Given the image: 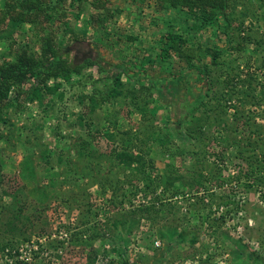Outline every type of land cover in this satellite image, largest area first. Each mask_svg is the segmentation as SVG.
<instances>
[{"label":"rangeland","instance_id":"1","mask_svg":"<svg viewBox=\"0 0 264 264\" xmlns=\"http://www.w3.org/2000/svg\"><path fill=\"white\" fill-rule=\"evenodd\" d=\"M108 2L119 9L108 26V36H103L93 27L89 17L90 11H86L75 26V31L84 39V43H80L81 47L70 43L74 55L77 52H84L87 43L91 42L94 54H102L101 56L113 63H120L122 60L135 62L145 54L155 58L160 51L162 33L169 29L193 35L194 41L190 42L196 46L197 44L211 47L228 45L223 35V28L216 25L198 30L199 25H195L194 20L185 18L174 8L156 11L154 0H108ZM2 3L3 0H0V7ZM247 5L248 7L239 6L233 14V20H235L233 33H239L241 36L249 35L251 43L247 45L244 54L237 58L238 70H231V74L239 76L238 87L234 88L235 95L231 103L238 108L239 112L250 116L251 124L246 127L253 128L261 125L264 128V100L259 96L264 87V67L261 66L264 61V6L261 5V0H252ZM242 30H244L243 33H241ZM130 36L137 39L131 41ZM252 39L260 42L256 44ZM26 40L27 37L23 33L18 34L19 42ZM5 50L6 43L1 40L0 60L5 58L3 57ZM227 56L232 58L234 54L227 51ZM206 60L210 58L206 57ZM146 68L148 72L146 76L153 77L158 85L164 83L165 76L170 77L168 73L170 71L184 73L185 77L194 78L187 63L176 56L165 65L157 60L155 63H148ZM227 68L231 69V65ZM93 71L95 72V69ZM77 78L74 76L73 81ZM224 82H227L225 77L218 79L220 85ZM249 82L257 88L258 103H252L251 97L240 95L242 90H246ZM51 83L52 81L49 82ZM230 84L231 82H227L225 90H231V87H228ZM187 85L184 80L172 82L169 89H164L161 85L160 88L164 91L156 95L159 108L153 122L163 129L170 126L176 127L178 134L175 135L174 142L177 145L171 147L166 155H163L157 143L141 144L138 141V145L151 150L150 155L155 159L156 168L160 174L165 170L168 161H172L182 172L187 173L190 165L196 167L197 177L199 172L205 174L208 182L201 189L202 192H206V195L214 190V203L211 205V210L208 207H202L203 201L200 195L189 196L192 194L191 191L176 183L175 186L177 185L180 189L179 194L171 201L165 200V207L161 205V202L156 201L161 211L152 221L142 215V212L137 209L138 206L153 200L152 196L168 195L169 190L159 184L155 192L147 194L149 197L147 199L141 189L144 183L135 180L133 186H125L129 195L123 204H120L122 198L116 196L110 186L101 187L84 168L83 165L91 158L88 155V149L82 157H79L77 152L78 140L81 134H85L83 128L75 125L77 112L81 110L78 95L83 91L90 92L92 88L91 86L83 88L78 85H66L62 91L63 99L54 95L56 103L49 113L44 114L43 107H40L38 102H33L28 103L27 112L11 116L10 121L13 126L9 128L11 132L7 135L9 141L0 140V146L3 148V186L11 192L24 184L29 191L28 198H24L27 202L35 198L32 190L36 184V182L24 181L20 177L21 161L28 149L33 150L36 162L39 164L42 149L47 148L55 159L58 153L55 148H57L64 152L73 166L71 173L67 170L65 163L55 166L54 170L60 174V181L56 187L57 197L52 195L46 203L47 209L42 219H46L47 223L37 226L36 229H29L30 238L20 240L14 248H11L15 256L14 260L20 259L24 264H87L88 247L71 244L67 228L68 225L77 222L79 209L91 206L98 212L97 219L104 224L105 230L103 238L97 240L95 245L108 250V255L102 253L98 255L97 264H108L110 258L118 260L119 255L113 251L114 247L118 248L132 264H201V260L207 256L213 258L210 264H237L243 253L251 260L257 257L258 264H264V186L256 184L248 186L254 182V176L259 175V171L251 172L255 164L253 166L239 156V151L242 149L245 156L248 153L251 155L250 162L256 163L258 158L264 160V140L256 145V150L246 147L249 129L233 116L235 107H229L227 115L217 114L212 110H193L194 95L204 93L207 86L204 80L194 89H187ZM216 103L220 102L217 101L211 105ZM117 108H120L119 104H105L103 107L105 116L112 114ZM208 112L209 115L206 114ZM193 116L204 117L207 121L213 117L216 121L223 120L219 126L216 125L217 122L212 125L213 136L219 134V140L211 138V141H208L209 144L205 145L189 137L185 127L192 130V126L197 124ZM39 122L42 123V127H38ZM119 124L121 131L133 130L135 134H139L137 130L142 125L141 116L137 113L127 115L123 109L119 115ZM224 124L229 125L228 130H224ZM235 127L240 128L238 132L232 130ZM100 129L104 133L112 130V127L103 120ZM7 130L5 129V132ZM236 136L237 143L233 141ZM26 139L27 141H24ZM216 141L221 142L222 145L217 144ZM96 143L95 149H92L90 153L93 152L98 156L100 151L109 152L111 144L105 138L99 137ZM195 143L201 147L198 148ZM223 147L227 152L225 162L219 163L221 161L215 154L221 152ZM191 148L208 149L212 154L207 153L205 161L198 163L190 155L192 153L187 150ZM97 160L98 158L94 159L91 164L93 169ZM101 161L105 169L111 168L109 162ZM217 162L219 165H216ZM249 170L250 177L247 178L245 174ZM38 172L40 175L43 172L41 163L40 167L38 166ZM95 172L94 170V174ZM68 174L72 180L64 181ZM261 174H264V167ZM109 175L112 176L113 171H109ZM122 175L121 173L119 176L123 178ZM220 177L225 179L223 187L217 185V179ZM137 186L138 193L134 197L130 191L135 190ZM173 188L169 187L170 190ZM224 194L231 196V200L238 206L232 203L225 206ZM206 198L205 202H208L209 198ZM10 201L11 197L5 196L0 202V230L6 227L4 223L12 217L10 209L5 207ZM219 204H221L220 207H218ZM220 215H224L225 219L222 227H216L208 221L214 219L219 221ZM157 239L160 240L158 245L155 244ZM57 240L62 243H56ZM53 243L58 245L57 248H53ZM7 252L9 251L0 252V264L12 263L13 260L8 257Z\"/></svg>","mask_w":264,"mask_h":264},{"label":"trees","instance_id":"2","mask_svg":"<svg viewBox=\"0 0 264 264\" xmlns=\"http://www.w3.org/2000/svg\"><path fill=\"white\" fill-rule=\"evenodd\" d=\"M251 1L154 0L156 11L174 8L185 18L194 20V24L199 25L198 30L216 25L223 28V35L227 39L228 45L226 47L218 45L211 47L197 44L196 46L190 42L194 39L193 35L169 29L162 33L160 51L155 58L145 54L135 62L122 60L120 63H113L101 56L102 54H94L91 42L87 43L85 51L80 52L81 54L77 52L74 55L70 48L71 44L81 47L80 43H84V39L75 31V26L86 11H90L89 17L93 27L103 36H108V26L119 11L111 6L108 0H3L0 7V41H5L6 50L3 52L5 58L0 60V140L9 141L7 135L11 132L9 128L13 126L10 117L27 112L28 103L38 102L39 106L43 107L44 114H47L54 108L55 94L58 95L57 98L63 99L64 86L78 85L83 88L91 86L90 92L83 91L78 95V104L81 110L77 112L75 125L85 130V134H81L78 140L77 152L79 157H82L85 150L88 149V155L91 158L83 166L93 180L103 188L106 185L110 186L113 193L122 198L120 204H123L129 195L125 186H133L134 180L144 183L141 189L146 198L147 194L156 191L159 184L167 187L168 195L152 196L153 200L143 202L137 208L143 216L152 221L161 211V208L157 207L156 201L161 202V205L165 207V200L171 201L179 194L180 189L177 185V187L175 186L176 183L180 187L190 190L192 194L189 196L200 195L203 201L202 207H208L211 210V205L214 203V190L206 195V192H202L201 189L208 182V177L205 174L199 172V177H197L196 167L190 165L187 173L182 172L172 161H166L165 170L160 174L156 168L155 159L150 155L151 150L139 146L138 141L141 144H159L163 155L168 154V150L177 145L174 142V137L178 134L176 127L159 128L153 121L159 108L156 95L164 89H169L172 82L178 80H184L188 84L186 88L189 90L194 89L202 80L205 81L207 90L194 95L193 110H212L217 114L227 115L229 107H235L233 115L235 119L240 120L245 124V127L250 126V116L239 112L238 108L231 103L239 81V76L237 78L233 73L231 74V70H238L237 58L244 54V50L250 42L249 35L241 36L239 33H233L235 30L233 29L235 23L233 14L239 6L248 7L247 4ZM261 5L264 6V0H261ZM26 26L28 27L26 28ZM21 33L27 37L25 42L18 41V34ZM129 39L133 41L137 38L130 36ZM252 41H255L256 44L260 42L254 39ZM227 51H230L234 56L228 57ZM175 56L187 63L194 78H187L184 73L178 74L170 71L168 72L170 77H164V83L161 84L164 89H161V85H158L153 77L146 76L148 73L146 65L155 63L157 60L165 65ZM206 57H209L210 60H206ZM230 65L231 69H228L227 67ZM261 66L264 67V61ZM74 76L78 78L73 81ZM221 77H225L227 82H231L228 85L231 90H225L227 82L221 85L218 83V79ZM50 81H52L51 84H49ZM240 95L251 97L252 103H258L257 88L252 86L251 82L248 83L246 90L241 91ZM259 96L264 100V87ZM217 101L220 103L211 105ZM105 104H119L120 108L105 116L103 111ZM123 109L127 115L140 114L142 125L138 127L139 134H135L133 130L121 131L119 115ZM206 114L209 115V112ZM103 120L111 125L112 130L101 132L100 126L103 124ZM193 120L197 122L192 126L193 129L191 130L187 126L185 129L188 136L195 142L208 145L211 138L219 140V134L213 136L212 125L217 122L216 125L219 126L223 120L216 121V118L213 117L207 121L201 116H193ZM26 127L28 128V124ZM38 127H42V123L39 122ZM228 127V124H224V130H228ZM246 128L249 129L246 147L256 150V145L264 140V128L261 125ZM5 129L8 130L5 132ZM239 129L232 128L234 132H238ZM99 137L105 138L111 144V148L108 153L100 151L97 156L90 151L95 149L96 140ZM233 141L237 143V136ZM197 143L195 144L200 148L201 146ZM216 143L222 145L219 141ZM55 150L58 153L53 159L47 148L42 149L39 164L36 162L33 150L28 149L23 155L20 177L24 181L36 182L32 190L35 198L27 202L24 198H28L29 191L26 190L24 184L11 192L3 186V148L0 146V202L5 196L11 197L10 203L5 207L10 209L12 216L7 223H4L6 227L3 226L4 228L0 230V252L8 250V257L13 260L12 263L6 262L5 264H24L20 259H13L15 256H13L11 248H14L20 240L30 238L29 229H36L37 226L47 223L46 219H42L47 209L46 203L52 195L57 197L56 187L60 181V174L54 170L55 166L65 163L69 173L73 170V166L64 152L57 148ZM187 150L192 153L190 155L198 163L205 161L207 153L212 154L208 149L191 148ZM225 150L223 147L221 152L215 154L221 161L219 163L225 162L227 153ZM243 153L245 152L241 149L239 156H242L249 164H255L254 168H251V172L252 170L259 171V175L254 176V182L248 186L253 184L264 186V174H261L264 160L258 158L256 163L250 162L252 161L250 160L251 155L248 153L245 156ZM96 158L98 160L95 162V169H93L91 164ZM101 160L109 162L111 168L105 169ZM40 163L43 169L41 175L38 172ZM216 165H219L218 162ZM109 171H113L112 176L109 175ZM121 173L123 178L119 176ZM245 176L250 177V170ZM71 180L70 174L64 179V181ZM224 181L223 177L218 178L217 185L223 187ZM169 187L174 188L170 190ZM130 193L134 197L137 196L138 186ZM206 197L209 198L208 202H205ZM223 197L226 199L225 206L230 203L238 206L231 200V196L224 194ZM111 202L113 203V200ZM220 206L221 204L218 205V207ZM78 212L77 222L68 225V239L71 244L88 247L87 264H97L96 261L100 253L108 255V250L95 245V242L104 236V224H101V221L97 219L98 212L91 206L79 209ZM219 217V221L217 219L208 221H211L216 227H222L225 223L224 215ZM56 243L62 242L57 240ZM56 243L52 244L53 248H57ZM113 251L119 255V259L110 258L108 264H132L118 248L114 247ZM16 253L18 254V250ZM211 258L212 256H207L203 260L200 259L201 264H210ZM254 258L251 260L243 253L236 263L258 264L257 257Z\"/></svg>","mask_w":264,"mask_h":264},{"label":"built area","instance_id":"3","mask_svg":"<svg viewBox=\"0 0 264 264\" xmlns=\"http://www.w3.org/2000/svg\"><path fill=\"white\" fill-rule=\"evenodd\" d=\"M155 244H156V245L160 244V240H158V239L155 240Z\"/></svg>","mask_w":264,"mask_h":264}]
</instances>
